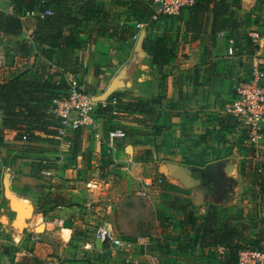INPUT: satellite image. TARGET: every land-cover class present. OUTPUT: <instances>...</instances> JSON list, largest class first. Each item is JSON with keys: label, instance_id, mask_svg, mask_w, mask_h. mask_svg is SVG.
Returning <instances> with one entry per match:
<instances>
[{"label": "crops", "instance_id": "0c3cea01", "mask_svg": "<svg viewBox=\"0 0 264 264\" xmlns=\"http://www.w3.org/2000/svg\"><path fill=\"white\" fill-rule=\"evenodd\" d=\"M92 1L97 10L107 13V21L63 26L58 38L49 39L54 43L58 39V44L50 47L49 41L36 38L37 18L45 16L30 14L24 7L26 0H0V83L17 75L48 76L65 84L68 77H77L86 92L103 98L119 91L124 102L148 101L149 110L121 109L118 115L97 112L93 128L63 136L35 131L21 139L4 127L0 106V233L6 240L0 264H125L124 251L108 244L97 247L88 226L75 224L89 218L95 229L100 226L98 214L88 213L91 193L108 188L109 182L96 173L120 175L128 193L166 209L159 219V235L169 226L179 228L178 250L215 254L225 264L226 249L202 248L197 227L188 225L182 209L168 203H190L196 221L203 220L207 205H221L217 224L232 215L238 217L241 245L248 235L258 238L264 233V224L247 229L242 212L252 202L255 217L264 219V125L252 138L247 128L224 113L235 84L249 76L253 56L264 49V0H228L239 24L212 34L209 21L196 39L185 31L188 12L157 21L150 17L153 26L148 38L164 34L173 51L160 65L142 47L146 30H139L135 43L132 38L129 43L100 34L101 28L120 29L142 20L144 15L139 19L132 14L131 0ZM114 10L125 19L113 24L110 12ZM7 15L19 18L17 33L5 32ZM57 30L45 33L56 35ZM252 31L263 36L260 46L253 42ZM141 51L159 68V82L152 89L123 94L113 84L119 79L116 66L129 53ZM115 128L123 129L125 136L110 144L108 131ZM43 160L56 161L52 176L39 172ZM174 164L201 172L209 193L195 188L193 179L194 184H187L174 176ZM209 165L216 177L204 172ZM147 179L152 185L143 196L140 192ZM132 250L137 264L149 256L139 245Z\"/></svg>", "mask_w": 264, "mask_h": 264}, {"label": "trees", "instance_id": "16d2710c", "mask_svg": "<svg viewBox=\"0 0 264 264\" xmlns=\"http://www.w3.org/2000/svg\"><path fill=\"white\" fill-rule=\"evenodd\" d=\"M231 5L228 0H195L189 9L184 11L190 13L185 22V31L191 33L192 39H196L209 21L212 34L233 28L239 24V21L235 18V11L232 10ZM24 7L27 11H44L46 9L51 11V14L45 15L44 18H37L36 38L41 40L49 41L50 38H58L57 35L61 28L66 25L78 26L93 20L107 21V13L97 10L92 0H26ZM129 8L136 17L144 15L150 18L153 14L152 8L145 0H131ZM182 14L178 16L160 15L157 18H179ZM4 22L5 32L14 34L19 31L20 22L16 15H7ZM55 28L58 29L56 35L45 33V31ZM99 31L100 34L107 33L108 36L129 43L132 42L131 37L135 33L133 25L129 24H125L120 29L117 26H107ZM166 43L164 34L155 35L153 38L145 37L142 47L152 57V62L160 65L173 55V51ZM55 44H58V39L55 43L49 41L50 47H54ZM67 87L65 83L57 82V80L51 81L48 76L30 79L17 75L0 83V106L3 110L4 127L14 131L16 137L21 139L23 135L29 137L35 131L58 135L59 118L53 114L52 106L49 103L57 99L66 91ZM111 95L117 97L120 110L128 109L140 112L149 110L148 101L133 99L124 102L121 100L119 92H114ZM108 110L109 107H100L97 112L108 113ZM168 205L176 210L182 209L185 212L188 225L193 228L197 227L196 238H199L202 248L223 247L226 249L225 264H236L238 250L243 247L237 238L236 221H238V217L231 216L220 221L218 225L219 209L210 204L207 205L206 213L199 225L195 224L196 219L193 218L190 203L175 202L168 203ZM246 227L251 229L252 226L246 224ZM197 233L200 235L197 236Z\"/></svg>", "mask_w": 264, "mask_h": 264}, {"label": "rangeland", "instance_id": "374dc122", "mask_svg": "<svg viewBox=\"0 0 264 264\" xmlns=\"http://www.w3.org/2000/svg\"><path fill=\"white\" fill-rule=\"evenodd\" d=\"M121 13L122 12L117 10L110 12V15H112L111 22H113V24H115L119 19H125V16ZM141 19L142 20H138V22L143 24L141 30H146L145 37H148L150 35L148 31L153 26V22H151V20L157 21L159 19L152 18L150 20V18L146 19V16H142ZM150 59L151 58L147 57V55L142 51L138 52V55L136 52L129 53V56L116 66L119 79L113 81L115 88L121 90L123 94H131L134 92V89H152L154 84L159 82L158 77L156 76L159 68L157 67V69L153 67V64L150 63ZM154 172L155 169L152 170L151 174H154ZM95 175L96 177H101L109 182L108 188H98V191L91 193L93 195L91 197L89 207L90 210L88 213L98 214L100 217V226H97L95 229L94 223L90 222L89 218L86 222L75 223L78 227L81 226V224L88 226L86 229L87 231H90L91 235H93L91 237H95V233L99 227L104 225L110 226L108 223H111L112 227H110L113 229L116 237L121 238L124 241L126 240L132 242V249H134V245H139L143 248V250H147L149 256L157 257L160 261L162 260L161 264H223L221 257H218L215 254H207L201 250L194 252L178 250L175 247V241L178 240L177 235L179 228L176 226H169L165 230L164 235L160 236L159 219L160 216H165L166 209L159 208L157 203L155 205L151 203L149 204L148 201L144 200V198L140 195L136 196L128 193L129 191L127 185L125 184V180L122 179L120 175L114 174L107 176V174L101 173H96ZM189 175L193 176L192 179L196 182L195 188L199 187L200 191L204 190L205 193H209L207 187L205 186L207 179L201 172L197 173L190 170ZM158 182H160V179L157 180V183ZM199 207L200 205L196 207V213L198 212ZM217 207L219 210L222 208L221 205ZM159 210H162V214H159ZM242 212H245L246 215L245 220L243 219V221L246 222L245 224H251L254 226L264 224L263 217H255V206L252 202L246 203ZM174 220H176V218ZM243 221L241 222L242 224ZM195 224L200 225L201 221H196ZM145 236H148L152 241V243L146 247L139 243L140 237ZM246 239V242L242 244L243 247L264 249V233L260 234L258 238H255L254 235H248V238ZM132 249L130 254H133ZM149 256L142 257V263L140 262L139 264H153ZM95 258L96 257H94V259Z\"/></svg>", "mask_w": 264, "mask_h": 264}, {"label": "built area", "instance_id": "2783aa9c", "mask_svg": "<svg viewBox=\"0 0 264 264\" xmlns=\"http://www.w3.org/2000/svg\"><path fill=\"white\" fill-rule=\"evenodd\" d=\"M153 10L152 18L160 15L178 16L187 11L195 0H145ZM30 14L44 17L51 14L49 9L44 11H29ZM143 24L135 22L133 27L135 33L132 39L135 40L139 35V30ZM255 44L259 45V40L263 37L257 31L250 33ZM260 46V45H259ZM260 48V47H259ZM67 89L57 99L53 100L52 112L59 118L58 135L63 136L68 131L79 130L84 127L95 126V118L98 108L109 107L108 113L118 115V99L109 94L105 98H98L81 89L77 77H68ZM226 115L232 117L237 124L247 128L250 136L255 134L264 125V49L262 53L253 56L251 61L249 76L239 80L233 89L232 96L225 107ZM125 136V131L121 128L110 129L108 131V141L113 144L116 139ZM26 136L23 135L22 139ZM54 160H43L40 162L39 172L44 176H52L55 172ZM150 179L143 181L141 195L147 196V188L151 187ZM59 219L57 224H61ZM99 238L102 244H108L115 250L124 251V263H136L133 255L130 254L133 243L124 241L116 237L109 225L99 227L95 233V239ZM5 237L0 233V252L5 244ZM139 243L146 247L152 243L148 236L140 237ZM153 264H161L157 257L149 256ZM236 264H264V249L253 247H242L237 253Z\"/></svg>", "mask_w": 264, "mask_h": 264}, {"label": "water", "instance_id": "95a60500", "mask_svg": "<svg viewBox=\"0 0 264 264\" xmlns=\"http://www.w3.org/2000/svg\"><path fill=\"white\" fill-rule=\"evenodd\" d=\"M106 96H104L103 98H105ZM98 98H102V97H98ZM212 165L207 166V168H205L204 172L207 173L208 175H211L213 177H216L217 175L212 171ZM189 169H187L184 166H181L179 164H174L171 168V172L174 176L179 177L182 181H184L187 184H194V182L192 181V176L189 175ZM95 244L97 247H101L102 242L99 238L95 239Z\"/></svg>", "mask_w": 264, "mask_h": 264}]
</instances>
